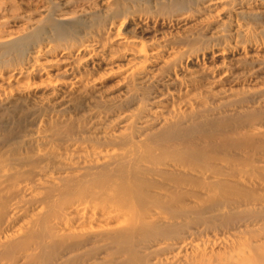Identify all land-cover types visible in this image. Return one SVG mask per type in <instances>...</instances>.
I'll return each mask as SVG.
<instances>
[{"label": "rangeland", "instance_id": "1", "mask_svg": "<svg viewBox=\"0 0 264 264\" xmlns=\"http://www.w3.org/2000/svg\"><path fill=\"white\" fill-rule=\"evenodd\" d=\"M263 11L264 0H0V37L37 34L80 58L82 44L114 54L107 66L81 60L80 76L95 80L78 90L51 93L71 78L61 70L10 77L9 96H0V164L13 149L31 150V139H45L34 153L64 157L114 137L147 138L112 195H97L83 220L74 206L91 203L93 193H74L52 216L58 240L51 249L13 264H264ZM53 23L68 36L51 32ZM117 27L147 61L122 58L111 39ZM58 55L38 61L53 64ZM1 61L6 78L14 60ZM138 62L134 76L121 80ZM181 117L201 127L206 147L154 142Z\"/></svg>", "mask_w": 264, "mask_h": 264}, {"label": "bare ground", "instance_id": "2", "mask_svg": "<svg viewBox=\"0 0 264 264\" xmlns=\"http://www.w3.org/2000/svg\"><path fill=\"white\" fill-rule=\"evenodd\" d=\"M68 20L67 17L63 16L59 21L67 22ZM51 28V32L60 33L63 38L68 36L60 23H53ZM111 39H114L116 45L122 47L121 56L123 59L134 61L142 58L143 62L148 60L141 46L134 39L122 36L118 32V27ZM230 43L232 42L230 41ZM81 46V50L85 52L83 58L78 57V54L75 55L71 47H60L59 44H53L48 38H40L37 34H16L0 37V59L2 61L3 58L14 60L11 65L12 69L5 72L6 78H2L0 73V80L2 81L0 96H9H7L6 91L11 78L22 77L28 73L44 74L47 78L49 71L61 70V72L71 76V78L61 80L59 83L56 81L52 85L51 93L61 89L78 90L93 85L95 80L93 77L84 78L79 74L81 60H84L85 66H107L112 62L114 54L108 52L104 46L95 49L88 47L87 44ZM54 54L59 55L58 60H55L53 64L39 63L38 60L42 56ZM148 56L153 63L158 59L155 50H151ZM187 57L193 58L192 55ZM137 64L139 62L130 66L121 75V80L133 77L134 70H137ZM24 91V89L20 90V92ZM260 93L264 95V90ZM183 118L181 117L180 120L174 118L170 120L169 124L166 123L167 125L152 138L154 142L167 148L184 147L192 144L206 147L208 144L207 136L204 138L198 133V129L201 127L195 123L190 126L183 125L181 123ZM205 118L199 124L205 123ZM234 120L231 119V121ZM206 124L215 128L221 125L218 121L212 123L206 121ZM67 132L69 129L66 130V134ZM79 134L81 135V133ZM112 139V143L108 142L102 148L99 146L85 154L64 157L48 156L39 151L34 153L32 148L37 149L38 144L45 143V139L42 138L26 141L25 145L31 150H25L23 155L16 154V149L10 151L11 156L7 157L6 164H0V264H13L18 256L25 255L27 257L28 254L44 253L50 246L54 245L58 239L53 234L52 216L56 214L57 207L74 193H93L90 194L94 198L91 203L82 202L74 206V211L83 220L86 217L88 207H90L89 204L97 202V195L110 196L114 193L116 179L127 174L128 167L135 160L134 156L138 154L141 148H144L143 144L147 138L141 142L120 139L119 137ZM115 144L118 145L119 149L122 146L121 152H113L116 147ZM89 182H93L92 189L87 185ZM107 183L109 186L106 189ZM87 218L93 220L95 218L94 212H91ZM59 220L56 218V224ZM64 220L66 226L68 222L66 218Z\"/></svg>", "mask_w": 264, "mask_h": 264}]
</instances>
